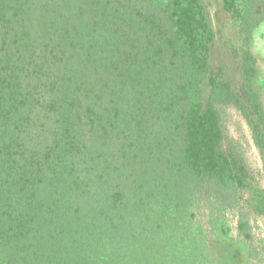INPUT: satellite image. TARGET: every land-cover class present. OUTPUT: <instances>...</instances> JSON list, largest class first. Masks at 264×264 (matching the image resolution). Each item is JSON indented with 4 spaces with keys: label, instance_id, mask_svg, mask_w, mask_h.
Returning <instances> with one entry per match:
<instances>
[{
    "label": "trees",
    "instance_id": "obj_1",
    "mask_svg": "<svg viewBox=\"0 0 264 264\" xmlns=\"http://www.w3.org/2000/svg\"><path fill=\"white\" fill-rule=\"evenodd\" d=\"M222 2L236 87L201 0H0V264H229L228 213L250 246L224 122L245 118L263 177L264 0Z\"/></svg>",
    "mask_w": 264,
    "mask_h": 264
},
{
    "label": "rangeland",
    "instance_id": "obj_2",
    "mask_svg": "<svg viewBox=\"0 0 264 264\" xmlns=\"http://www.w3.org/2000/svg\"><path fill=\"white\" fill-rule=\"evenodd\" d=\"M201 2L215 34L212 48L213 67L225 74L232 86L236 87L239 82L238 61L240 57L236 50L241 45L238 22L225 10L222 0H201ZM252 50L256 59V69H259L260 78L264 82V24L257 34ZM260 90L264 100V86ZM224 125L229 136L240 141L243 145L247 160V179L250 186H247L243 191L242 202L247 206L246 210H252L246 212L249 213L253 224L251 234L253 241L250 246L245 247L241 243L245 242L246 238L239 236L233 213L227 214L225 222L231 228L229 236L232 240L229 241L231 245L227 246L226 257L232 253L231 260L227 259L229 264H264V216L254 211L257 203L255 190L257 193L259 190L264 193V176L262 177V173H260L262 160L252 141L247 122L240 112L234 108L229 109ZM198 216L202 220L205 219L201 212ZM208 232L210 236V231L208 230ZM214 236L216 235L214 234Z\"/></svg>",
    "mask_w": 264,
    "mask_h": 264
}]
</instances>
